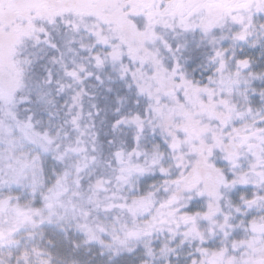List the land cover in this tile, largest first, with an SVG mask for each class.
I'll list each match as a JSON object with an SVG mask.
<instances>
[{
    "label": "snow or ice",
    "instance_id": "obj_1",
    "mask_svg": "<svg viewBox=\"0 0 264 264\" xmlns=\"http://www.w3.org/2000/svg\"><path fill=\"white\" fill-rule=\"evenodd\" d=\"M0 264H264V0H0Z\"/></svg>",
    "mask_w": 264,
    "mask_h": 264
}]
</instances>
